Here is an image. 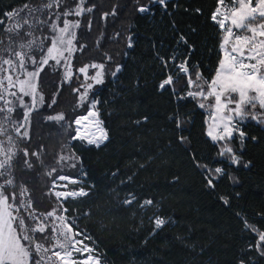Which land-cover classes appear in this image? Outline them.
<instances>
[{
    "label": "trees",
    "instance_id": "1",
    "mask_svg": "<svg viewBox=\"0 0 264 264\" xmlns=\"http://www.w3.org/2000/svg\"><path fill=\"white\" fill-rule=\"evenodd\" d=\"M41 1L0 0V19ZM86 6H94L93 12L74 17L80 26L75 29L73 79L65 81L64 69L52 63L38 78L44 104L30 115L29 138L16 142V190L26 189L30 209L46 214L57 203L50 189L52 177L46 173L55 168L53 176L81 179L89 195L70 198L65 206L69 217H79L76 230L92 238L106 264H264L255 248H249L264 232V119L239 122L246 137L231 140L240 158L239 164H231L230 155L219 156L221 145L205 132L206 111L214 101L188 96L195 90L187 84L192 72L181 74L178 68L187 59L203 81L215 74L222 39L211 20L217 0H167V8L154 0H87ZM140 7L148 11L141 13ZM5 27L7 20L0 25V41L7 36ZM91 63L105 64V84L89 92L90 100L100 101L99 119L109 137L99 148L73 141V126H67L87 110V104L77 107L73 89L83 81L76 70ZM94 72L89 69V75ZM169 75L173 83L160 88ZM201 102L206 103L204 109L199 108ZM22 110L16 109V119ZM256 111L264 116V110ZM59 113L64 121L46 119ZM170 116L182 121L179 130ZM181 135L187 137L183 144L177 140ZM25 147L28 157L23 156ZM31 152L39 153V161ZM63 155L74 159L62 161ZM215 167L223 172L208 171ZM208 178L214 187L207 185ZM89 184L95 187L89 189ZM130 198L133 202L125 206ZM148 199L152 206L141 210L140 203ZM157 216L169 221L159 230L154 229Z\"/></svg>",
    "mask_w": 264,
    "mask_h": 264
},
{
    "label": "snow or ice",
    "instance_id": "2",
    "mask_svg": "<svg viewBox=\"0 0 264 264\" xmlns=\"http://www.w3.org/2000/svg\"><path fill=\"white\" fill-rule=\"evenodd\" d=\"M73 2L75 7L71 6ZM154 2L167 8V0ZM86 4L87 0H70L69 4H65L64 0H48L42 7L25 4L18 11L4 13V18L0 19V25H3L5 20L10 22V25L4 28V32L8 34V47L5 48L4 42L0 41V137H4L0 139V264H101L102 254L96 251L92 238L86 232L76 230L78 226L75 222L79 217H69V208L65 206L68 199L82 198L89 195V192L82 186L76 190H56L58 181H70L72 185L80 182L75 178L70 179L68 175L53 176L57 171L55 168L47 172L46 175L52 177L51 193L57 203L45 214L29 210L30 206L23 199L26 189L16 190L12 174V164L18 149L11 132L14 131L22 139L29 138L27 126L30 115L34 109L44 104V96L38 84L44 66L54 61V66L64 69L65 81L73 79L72 55L77 51L74 43L77 34L74 29L79 28L80 20H71L69 17H80L84 13L93 12L94 6L87 7ZM147 11V7L139 8L141 13ZM199 11L197 9V12ZM21 13L25 15L21 16ZM41 15L48 18H41ZM104 15L107 16L108 13ZM53 16L55 19L51 18ZM211 20L223 30V42L219 44V48L223 50V58L219 60L215 76L210 82L203 81L196 66L192 65L190 68L187 59L180 62L178 68L181 74L192 72L187 78V84L195 90L189 91L188 96L202 101H214L210 109L212 123L207 135L213 142H224L218 155H230V163L236 165L240 163V158L235 154L230 142L234 136H239L241 141L246 137L239 122L248 117L252 120L264 119V116L256 111L264 110V0H217ZM25 27L29 29L24 33L26 43H21V51H17L13 34H18ZM234 28L244 34H237ZM37 30H45L50 32V35L39 39L34 36ZM181 40L187 43L184 37H181ZM46 41L50 46H47ZM128 47H132L130 39ZM26 48L29 51H23ZM36 49L38 52L34 56L32 53ZM171 59L175 60L176 57ZM29 65L33 66L34 70H29ZM89 69L95 70L94 74L89 75ZM104 69V63H91L76 70L83 76L79 87L73 89L78 94L77 107L87 104V112L86 115L75 117L67 125L69 129L73 124L76 126L75 134L71 136L73 141H83L97 148L109 137L99 119L97 105L100 101L90 100L89 92L94 85L105 84ZM119 71L118 67L111 76L115 77ZM76 78L79 79V76ZM177 79H181V76ZM172 83L173 76L169 75L159 87L163 89ZM25 97H29L30 102H26ZM51 103L55 104V99H52ZM205 107L206 103H199V108ZM17 108L23 109L22 121L13 119ZM46 119L64 121L65 115L59 113ZM147 119L144 117L143 122ZM169 119L176 121L178 130L181 128L182 121L177 116H170ZM141 122L136 121L137 124ZM81 126L87 130L82 131ZM22 129L24 131H21ZM177 140L183 144L187 137L181 135ZM23 156H29L27 147L23 149ZM31 156L36 157L38 161L40 159L37 152H31ZM72 159V155L60 157L62 161ZM25 164L29 168L33 167L29 160H25ZM71 167L75 168L76 164L73 163ZM208 171L221 174L223 169L215 167ZM206 183L209 187H214L211 178H208ZM68 187V183L63 185L65 189ZM94 187V184L88 185L89 189ZM132 202L133 198H130L124 203L128 206ZM224 203L227 204V201ZM152 204L153 201L148 199L140 203V208L144 210L145 205L149 207ZM21 209L27 212V217L21 214ZM168 222L157 216L154 219V229L159 230ZM252 231L257 230L253 228ZM253 247L258 256L264 258V232H259L255 244L249 245V248ZM249 259L251 261V257ZM238 264L246 262L240 260Z\"/></svg>",
    "mask_w": 264,
    "mask_h": 264
},
{
    "label": "rangeland",
    "instance_id": "3",
    "mask_svg": "<svg viewBox=\"0 0 264 264\" xmlns=\"http://www.w3.org/2000/svg\"><path fill=\"white\" fill-rule=\"evenodd\" d=\"M48 2V0H43V1H41V3L39 4L41 7L43 6V4H45V3H47ZM69 2H70V0H64V3L65 4H69ZM71 6L72 7H75V3L73 2V3H71ZM45 11H47V10H45ZM25 15V13H21V16H24ZM41 18H48L47 16H45V15H41ZM52 19H55V17L53 16V17H51ZM69 19H71V20H76V18H74V16L73 17H69ZM59 23V22H58ZM10 25V22L9 21H7V26H9ZM61 26H62V24H61ZM218 28H219V26H218ZM29 29L27 28V27H25V28H23V29H21L20 30V32L18 33V34H16V33H14L13 35L15 36V41H14V43H15V46H16V50L17 51H21V49L19 48V45L21 44V43H26V41H25V39H24V33H26L27 31H28ZM75 30V29H74ZM219 30L222 32V39H221V42L220 43H222L223 42V30H221L220 28H219ZM234 32H236L237 34H244V33H242L241 32V30H237V29H235L234 28ZM45 35H50V32H47V31H45V30H37L35 33H34V36L35 37H37V38H39V39H43V37L45 36ZM7 41H8V34H7V36H5V39L3 40V42H4V47L6 48V47H8V43H7ZM46 44H47V46H50V43H48L47 41L45 42ZM23 51H29V49H23ZM37 52H38V49H36V51H33V55L35 56L36 54H37ZM45 52H46V49H45ZM220 52H221V59L223 58V50L222 49H220ZM50 63H52V64H54V61H50ZM218 67H219V64H218ZM217 67V68H218ZM29 70H34V67L33 66H31V65H29ZM217 70V69H216ZM215 76V74L213 75V77ZM212 77V78H213ZM212 78H211V80H212ZM210 80V81H211ZM209 81V82H210ZM25 101L26 102H30V98L29 97H25ZM86 112H87V110L85 111V113L84 114H82V115H86ZM79 116V115H78ZM77 117V116H76ZM13 119L14 120H16V121H22V119H23V110H22V113H21V117L19 118V119H16V117L14 116V114H13ZM205 120H206V129H205V132H206V135H207V131H208V128H209V125L212 123V120H211V112L210 111H208V113H206V116H205ZM73 126V135L75 134V132H74V129H75V125L73 124L72 125ZM21 131H24V129H22ZM11 135L13 136V138H14V140L17 142V139H19L20 138V136H17V134L14 132V131H12L11 132ZM208 136V135H207ZM209 137V136H208ZM210 138V137H209ZM0 139H4V137H0ZM211 139V138H210ZM86 143V142H85ZM220 145H221V147H222V145H223V143L224 142H218ZM87 144V143H86ZM58 177V176H57ZM70 179H72V177H70ZM75 179H77V178H75ZM80 183H78L77 185H72L70 182H68V181H58V183H57V188H56V190H76V189H78V187H80L81 186V184H83V181L81 180V179H77ZM65 183H68L69 184V187L67 188V189H65V188H63V185L65 184ZM50 189H52V182H51V185H50ZM23 199H24V201H25V203H27L28 205H29V201H28V199H27V196H26V192H25V195H24V197H23ZM29 210L30 211H32L31 209H30V207H29ZM24 210L23 209H21V212H23ZM25 212V211H24ZM23 212V213H24ZM26 213V216H27V212H25ZM33 227L35 226L34 224L32 225ZM76 239H81L80 237H76ZM101 264H106V263H104L102 260H101Z\"/></svg>",
    "mask_w": 264,
    "mask_h": 264
},
{
    "label": "bare ground",
    "instance_id": "4",
    "mask_svg": "<svg viewBox=\"0 0 264 264\" xmlns=\"http://www.w3.org/2000/svg\"><path fill=\"white\" fill-rule=\"evenodd\" d=\"M81 130H82V131H86L87 129L84 128L83 126H81ZM68 182H70V181H68Z\"/></svg>",
    "mask_w": 264,
    "mask_h": 264
},
{
    "label": "built area",
    "instance_id": "5",
    "mask_svg": "<svg viewBox=\"0 0 264 264\" xmlns=\"http://www.w3.org/2000/svg\"><path fill=\"white\" fill-rule=\"evenodd\" d=\"M206 113H208V111H206ZM155 219V218H154Z\"/></svg>",
    "mask_w": 264,
    "mask_h": 264
},
{
    "label": "crops",
    "instance_id": "6",
    "mask_svg": "<svg viewBox=\"0 0 264 264\" xmlns=\"http://www.w3.org/2000/svg\"><path fill=\"white\" fill-rule=\"evenodd\" d=\"M218 67V66H217Z\"/></svg>",
    "mask_w": 264,
    "mask_h": 264
}]
</instances>
